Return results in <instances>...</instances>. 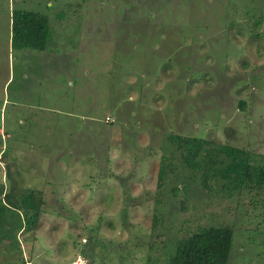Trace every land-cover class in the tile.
Returning <instances> with one entry per match:
<instances>
[{
	"label": "rangeland",
	"instance_id": "rangeland-1",
	"mask_svg": "<svg viewBox=\"0 0 264 264\" xmlns=\"http://www.w3.org/2000/svg\"><path fill=\"white\" fill-rule=\"evenodd\" d=\"M16 9L49 15L47 53L9 50ZM255 9L264 0H0V190H42L46 201L38 226L19 235L26 263L93 264L80 249L94 231L96 264H161L150 250L158 214L170 248L185 220L224 221L236 227L229 264H264V192L229 197L211 179L191 181L181 154L159 177L171 132L264 163V19L249 21ZM24 87L27 105L43 110L37 119L2 109L6 93L14 102ZM177 182L187 196L172 191ZM0 253V264H22L17 251Z\"/></svg>",
	"mask_w": 264,
	"mask_h": 264
},
{
	"label": "trees",
	"instance_id": "trees-1",
	"mask_svg": "<svg viewBox=\"0 0 264 264\" xmlns=\"http://www.w3.org/2000/svg\"><path fill=\"white\" fill-rule=\"evenodd\" d=\"M255 11L249 21L259 24L264 19V10ZM228 24L232 27L236 22L232 20ZM51 38L48 14L23 9L14 11L12 17L14 50L31 49L45 52ZM244 105L245 102L241 101L240 106L243 108ZM230 130L227 129L228 136ZM167 142L173 146L172 154L171 159L166 157L161 164L159 172L161 182L166 181L168 171L172 169L173 161L177 157L175 154H181L183 165L191 170L192 174L189 176L191 181H195L196 175L204 184L211 179L221 184V191L229 197L246 189L264 192V163L250 151L229 143L214 146L202 137H190L175 132L167 136ZM174 189L173 192L182 190L181 195H186L189 185L186 182H177L176 190ZM11 190L6 191L5 187L0 190V247L6 253L17 251L21 255L22 264H36L34 259L29 263L25 262L23 257L25 250L21 249V242L24 244L28 241H21L19 235L33 231L38 226L46 204L44 192L29 190L21 195L22 192L15 193ZM174 196L177 195L174 193ZM121 216L125 227L128 213L124 211ZM162 217L155 214L153 218L152 230L156 240L150 245V250L160 251L163 258L161 264H229L234 247L236 229L234 225L224 221L210 225H195L187 219L182 222L184 223L180 229L182 235L175 236L170 248L169 242L161 240L166 230L165 218ZM69 219L72 217L69 216ZM88 234L85 244H90L91 248L89 250L81 248L80 255L96 264L98 257L95 252L101 242L94 231H89ZM3 259H6L5 256ZM152 261L157 260L149 256L147 263ZM100 264H111V260L105 262L103 259V263Z\"/></svg>",
	"mask_w": 264,
	"mask_h": 264
},
{
	"label": "crops",
	"instance_id": "crops-1",
	"mask_svg": "<svg viewBox=\"0 0 264 264\" xmlns=\"http://www.w3.org/2000/svg\"><path fill=\"white\" fill-rule=\"evenodd\" d=\"M11 48H12V33H11V37H10V40H9V50H11ZM45 52L47 53L48 51H45ZM45 52H43V54ZM9 80H10V78H9ZM9 80H8V82H9ZM25 90L26 89L24 87L23 90H22V97L20 98V96H19L20 95V92H19L18 95H17V98L14 100V102L11 101V98H9L8 95H7V93H6V96H5V99H4V104H3V108L2 109L5 110V111H7L8 108H9V105H13V108L14 109L16 108V110L18 112H21V117L22 118L25 117L27 119L26 114H27V111L30 110L31 111V114H32V115L30 114L31 117L33 118V116H35L36 119H37L39 113L40 112L42 113L43 110L40 109L39 105L38 106H33L32 104L27 105V103L24 101V97L26 95V91ZM30 115H29V117H30ZM21 117H20L19 120H20V122H23V120H22ZM36 119H34V120H36ZM30 120H31V123H33L34 120H32V119H30ZM31 131H32V128H31ZM8 136H10V134L7 135V137Z\"/></svg>",
	"mask_w": 264,
	"mask_h": 264
},
{
	"label": "built area",
	"instance_id": "built-area-1",
	"mask_svg": "<svg viewBox=\"0 0 264 264\" xmlns=\"http://www.w3.org/2000/svg\"><path fill=\"white\" fill-rule=\"evenodd\" d=\"M107 119H108V120H110V118H109V117H108Z\"/></svg>",
	"mask_w": 264,
	"mask_h": 264
}]
</instances>
